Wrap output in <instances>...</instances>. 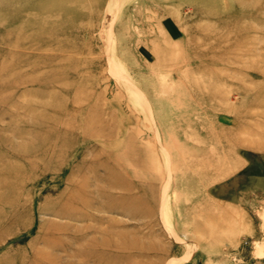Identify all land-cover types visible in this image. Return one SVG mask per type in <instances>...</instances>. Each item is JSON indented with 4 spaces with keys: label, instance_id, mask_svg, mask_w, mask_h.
<instances>
[{
    "label": "rangeland",
    "instance_id": "1",
    "mask_svg": "<svg viewBox=\"0 0 264 264\" xmlns=\"http://www.w3.org/2000/svg\"><path fill=\"white\" fill-rule=\"evenodd\" d=\"M0 264H264V0H0Z\"/></svg>",
    "mask_w": 264,
    "mask_h": 264
}]
</instances>
